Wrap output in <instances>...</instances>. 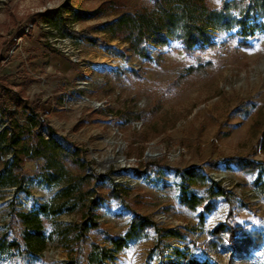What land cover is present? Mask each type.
<instances>
[{
  "label": "rangeland",
  "instance_id": "rangeland-1",
  "mask_svg": "<svg viewBox=\"0 0 264 264\" xmlns=\"http://www.w3.org/2000/svg\"><path fill=\"white\" fill-rule=\"evenodd\" d=\"M103 1L0 0V76L7 88L47 118L65 148L79 151L86 173L94 176L87 182L74 166L48 175L40 168L42 159L27 161L23 188H0V264H161L175 259V247L200 260L227 264L228 251L210 250L207 243L212 228L227 217L228 204L219 200L200 222V209L191 211L179 203L180 176L163 166H203L211 180L236 195L230 223L242 227L237 234L264 232V151L255 149L264 126V16L257 19L260 28L248 40L249 47H237L240 37L234 28L215 34V49L187 55L180 41L170 38L164 46L149 45L145 58L95 28L120 12L105 10L84 21L72 16L74 10L91 11ZM124 3L122 11L128 12L153 7V0ZM208 3L219 7L218 0ZM69 30H87L125 56L110 54L83 36L74 38ZM206 63V78L190 77L178 88L170 84L190 66ZM25 111L22 103L0 97V129L8 112L24 123ZM128 111L148 114L129 120ZM10 156L7 152L6 158ZM229 156H249L261 163V179L223 163L216 169L205 165ZM114 187L121 199L107 195ZM90 189L104 197L93 210L100 228L87 233L101 247L113 249L105 235H124L133 212L149 215L159 229L172 228L184 236L165 237L150 229L109 252L112 258L104 257L83 244L75 228L92 197ZM193 191L202 196L205 187ZM41 206L44 246L12 250L8 244L28 229L20 222L10 230L12 213ZM232 264H264V244Z\"/></svg>",
  "mask_w": 264,
  "mask_h": 264
},
{
  "label": "trees",
  "instance_id": "trees-1",
  "mask_svg": "<svg viewBox=\"0 0 264 264\" xmlns=\"http://www.w3.org/2000/svg\"><path fill=\"white\" fill-rule=\"evenodd\" d=\"M219 7H210L208 0H153L152 9L142 6L133 12L122 11L124 0H104L97 8L91 11L74 10L72 16L78 21L90 20L97 17L105 10L120 12L112 19L95 25V28L111 34L128 44L129 50L141 57L148 58L146 50L149 45L164 46L170 38L180 41L182 51L190 55L195 51L203 52L207 49H215L219 45L215 42L214 36L218 31H229L237 28L240 39L237 47H249V39H252L255 32L260 28L257 19L264 16V0H218ZM68 34L74 38L83 36L84 39L95 46L103 47L110 54L124 57V52L115 49L104 41L93 37L87 30L82 32L69 30ZM228 51L230 49L226 48ZM210 63L190 66L186 74L179 76L170 84L176 88L187 83L190 77L193 79H204L208 75ZM0 97L5 96L22 103L23 110L27 112V119L20 123L13 112H8L5 124L0 129V188L15 186L22 189L24 175L23 165L27 161L42 159L41 169L44 174L58 176L67 166H74L82 171L81 177L87 182L94 178L87 174L88 168L79 155V151L65 148L54 136L52 128L47 123V118L40 117L35 113L36 107L27 99H22L11 88H7L4 77L0 76ZM148 114L147 111H128V119L141 120ZM256 150L264 151V126L261 138L255 146ZM10 152V158L6 153ZM223 163L226 168H233L244 174H257V179L262 177V165L251 157L229 156L214 158L205 163L210 169L218 168ZM180 176L179 203L191 211L199 210V221L203 222L204 215L213 212L219 200L228 204L227 217L210 231L211 238L207 246L210 250L224 247L228 251L227 264L232 260L242 259L252 250L258 249L264 244V232L253 230L247 235L239 236L237 231L240 226H233L230 220L233 217V205L237 202L236 195L221 182L211 180L204 171L203 166H190L187 168H171ZM57 178V177H55ZM208 179L210 182H208ZM205 187V193L198 196L193 188ZM91 199L85 205V213L75 224L81 242L88 245L92 250H99L104 257L112 258L109 252L118 251L126 247L129 242L139 239L148 230L155 229L162 236L180 237L184 236L180 231L172 228H157L156 222L149 216L133 212L132 218L124 235H105L106 240L113 246V249L101 247L95 243L87 233L100 228L93 210L99 208L104 200L99 192L94 189ZM116 187L110 189L108 196L120 198ZM122 204L129 208L124 201ZM45 206L28 213L14 212L11 216L10 230L22 222L28 229L13 239L8 245L12 250L23 251L40 250L44 246V238L41 232V221L39 213L43 212ZM29 230V231H28ZM7 236V235H5ZM175 259L168 258L161 264H215L208 260H200L187 250L177 247L172 249Z\"/></svg>",
  "mask_w": 264,
  "mask_h": 264
}]
</instances>
